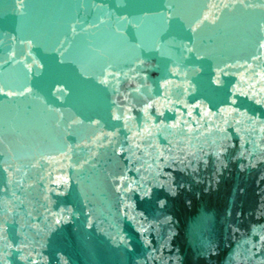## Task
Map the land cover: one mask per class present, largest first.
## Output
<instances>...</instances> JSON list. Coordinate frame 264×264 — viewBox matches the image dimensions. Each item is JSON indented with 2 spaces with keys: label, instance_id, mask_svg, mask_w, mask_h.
<instances>
[{
  "label": "water",
  "instance_id": "water-1",
  "mask_svg": "<svg viewBox=\"0 0 264 264\" xmlns=\"http://www.w3.org/2000/svg\"><path fill=\"white\" fill-rule=\"evenodd\" d=\"M0 264H264V0H0Z\"/></svg>",
  "mask_w": 264,
  "mask_h": 264
}]
</instances>
